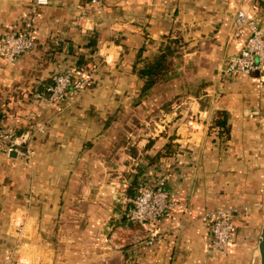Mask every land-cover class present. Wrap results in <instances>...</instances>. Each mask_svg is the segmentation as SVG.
I'll return each instance as SVG.
<instances>
[{
  "label": "crops",
  "instance_id": "0c3cea01",
  "mask_svg": "<svg viewBox=\"0 0 264 264\" xmlns=\"http://www.w3.org/2000/svg\"><path fill=\"white\" fill-rule=\"evenodd\" d=\"M238 5L264 27V0H0V37L35 16L34 47L0 60V126L44 127L27 156L0 147V261L13 250L25 264H260L264 74L260 86L256 71L224 74L244 41ZM80 54L90 84L47 104L52 75ZM155 61L168 75L144 87L139 70ZM158 173L171 204L148 245L125 209L137 177ZM223 206L235 231L219 254L205 213Z\"/></svg>",
  "mask_w": 264,
  "mask_h": 264
},
{
  "label": "built area",
  "instance_id": "2783aa9c",
  "mask_svg": "<svg viewBox=\"0 0 264 264\" xmlns=\"http://www.w3.org/2000/svg\"><path fill=\"white\" fill-rule=\"evenodd\" d=\"M48 0H35V3H46ZM239 3V0H234ZM35 16L30 15L16 30H8L0 37V60L12 62L20 55L34 47L32 36ZM244 34V41L238 51L227 59L224 74L227 76H248L252 71L259 75L258 85L262 84L264 74V27L259 24L256 15L248 14L238 5L233 15L232 35L240 37ZM84 67L74 65L62 72L52 75L51 82L46 85V101L51 105L60 101L68 93L80 92L90 84V75L83 73ZM39 125L35 131H14L0 126V147L10 154L13 150L28 155L32 140L37 132H43ZM168 176L158 173L152 179L139 178L134 193L127 198L126 217L133 223L140 225L147 232L146 244H153L160 237L155 224L160 221L164 212L171 204L166 188ZM210 219L211 246L219 254L229 252L233 241L235 223L232 210L227 206L217 207L205 213ZM0 264H25L21 258L15 257L13 250H9Z\"/></svg>",
  "mask_w": 264,
  "mask_h": 264
},
{
  "label": "trees",
  "instance_id": "16d2710c",
  "mask_svg": "<svg viewBox=\"0 0 264 264\" xmlns=\"http://www.w3.org/2000/svg\"><path fill=\"white\" fill-rule=\"evenodd\" d=\"M86 46L91 47V50H94V47H92L96 42V37L94 34H89L86 39ZM84 54H80L79 59L77 61V66H81L87 58L84 57ZM162 65L160 63H154L150 64V67L140 69L139 75L144 79V87H148L152 82H154L157 77L162 74ZM213 124L220 127V128H227V114L224 110H217V116L214 118ZM172 151V146H169L168 149L164 150L161 154L169 153Z\"/></svg>",
  "mask_w": 264,
  "mask_h": 264
},
{
  "label": "water",
  "instance_id": "95a60500",
  "mask_svg": "<svg viewBox=\"0 0 264 264\" xmlns=\"http://www.w3.org/2000/svg\"><path fill=\"white\" fill-rule=\"evenodd\" d=\"M15 150L10 152L11 155H15ZM258 249H259V255H260V264H264V225L261 228V236L260 240L258 242Z\"/></svg>",
  "mask_w": 264,
  "mask_h": 264
},
{
  "label": "rangeland",
  "instance_id": "374dc122",
  "mask_svg": "<svg viewBox=\"0 0 264 264\" xmlns=\"http://www.w3.org/2000/svg\"><path fill=\"white\" fill-rule=\"evenodd\" d=\"M162 73H163V76H162V78H165V77H167L168 73H167L166 71H163ZM137 179H139V178L137 177ZM136 183H137V180H136Z\"/></svg>",
  "mask_w": 264,
  "mask_h": 264
}]
</instances>
